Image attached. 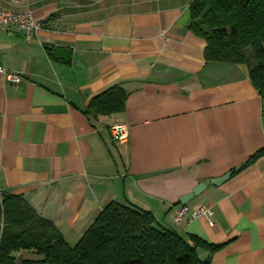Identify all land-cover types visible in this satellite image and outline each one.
Returning <instances> with one entry per match:
<instances>
[{
  "label": "crops",
  "instance_id": "0c3cea01",
  "mask_svg": "<svg viewBox=\"0 0 264 264\" xmlns=\"http://www.w3.org/2000/svg\"><path fill=\"white\" fill-rule=\"evenodd\" d=\"M192 1L0 0L44 19L38 38L0 28V63L25 77L0 84V194L24 195L71 245L117 201L203 239L207 264H264L263 99L246 64L206 60ZM116 89L122 110L102 113ZM229 171L186 204L213 207L215 227L174 222L183 196Z\"/></svg>",
  "mask_w": 264,
  "mask_h": 264
},
{
  "label": "trees",
  "instance_id": "16d2710c",
  "mask_svg": "<svg viewBox=\"0 0 264 264\" xmlns=\"http://www.w3.org/2000/svg\"><path fill=\"white\" fill-rule=\"evenodd\" d=\"M190 15V28L207 41V61L249 67L264 112V0H193ZM125 97L122 89L110 92L100 111H121ZM210 246L196 235L159 226L151 211L117 201L71 245L24 195L0 194V264H207L198 251Z\"/></svg>",
  "mask_w": 264,
  "mask_h": 264
},
{
  "label": "built area",
  "instance_id": "2783aa9c",
  "mask_svg": "<svg viewBox=\"0 0 264 264\" xmlns=\"http://www.w3.org/2000/svg\"><path fill=\"white\" fill-rule=\"evenodd\" d=\"M27 1V0H12ZM44 26V19L33 15L30 11H13L0 6V28L5 27L10 30L22 31L28 39L38 38ZM25 80L22 73L10 70L0 63V84L18 85ZM113 138L121 143H127L130 138L129 124L122 121H115L109 126ZM189 220L205 218L208 223L215 227V210L211 206H202L195 210H190L187 205H182L176 209L173 220L176 224H181L186 216Z\"/></svg>",
  "mask_w": 264,
  "mask_h": 264
},
{
  "label": "water",
  "instance_id": "95a60500",
  "mask_svg": "<svg viewBox=\"0 0 264 264\" xmlns=\"http://www.w3.org/2000/svg\"><path fill=\"white\" fill-rule=\"evenodd\" d=\"M71 54H72V50L70 48L67 47H63V46H56L53 51H52V55L56 58H63L66 61H69L71 59ZM241 167H237L235 170H239ZM234 174V171H229L228 173H226L225 175L221 176V177H217V178H213L209 181L203 182L198 184L191 193L183 196L181 198V203L182 205H186L188 202H190L196 195L201 194L209 185L214 184V185H221L224 182H226L227 180H229Z\"/></svg>",
  "mask_w": 264,
  "mask_h": 264
}]
</instances>
